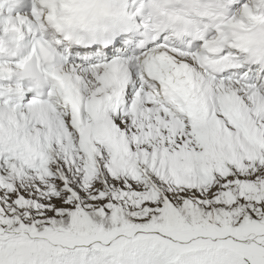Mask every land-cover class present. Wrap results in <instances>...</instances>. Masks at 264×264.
<instances>
[{"label": "snow or ice", "instance_id": "snow-or-ice-1", "mask_svg": "<svg viewBox=\"0 0 264 264\" xmlns=\"http://www.w3.org/2000/svg\"><path fill=\"white\" fill-rule=\"evenodd\" d=\"M8 2V0H5ZM35 0L0 36V264H264V0ZM0 3V9L3 8ZM190 37L176 47L168 40Z\"/></svg>", "mask_w": 264, "mask_h": 264}, {"label": "bare ground", "instance_id": "bare-ground-1", "mask_svg": "<svg viewBox=\"0 0 264 264\" xmlns=\"http://www.w3.org/2000/svg\"><path fill=\"white\" fill-rule=\"evenodd\" d=\"M13 1H14V0H12V2H13ZM240 1H242V0H240ZM33 7H34V4L31 3V2L28 1V0H23V1L21 2V11L24 13L25 16H28L29 18H31V12H32V8H33ZM8 15H9V16L11 15V16L14 17L15 12H13V11H11V10H8V13H6L5 16L8 17ZM2 23H3V21L0 22V24H2ZM27 36L29 37V33H27ZM131 37H132V36H129L128 39H130ZM46 39H47V38H46ZM52 40H53V39H52ZM26 43H28V41H27ZM33 43H34V41L31 42L30 47H32ZM23 46H26V45L23 44ZM130 51H132V50H130ZM21 54H24V50L22 51ZM0 59H7V57H0ZM59 64H61V63H59ZM76 65H79L80 68H82V67L84 66L81 62L76 63Z\"/></svg>", "mask_w": 264, "mask_h": 264}]
</instances>
